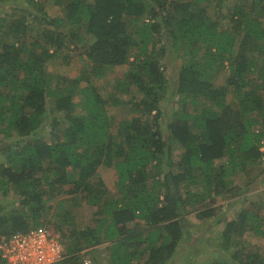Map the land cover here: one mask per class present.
<instances>
[{"label": "trees", "instance_id": "obj_1", "mask_svg": "<svg viewBox=\"0 0 264 264\" xmlns=\"http://www.w3.org/2000/svg\"><path fill=\"white\" fill-rule=\"evenodd\" d=\"M16 1L0 0L11 12L0 16V196L13 200L0 205V239L44 226L64 245L60 264H170L194 233L203 245L213 234L223 252L204 263L264 264V0H49L54 17ZM70 56L88 70L55 83L46 64ZM124 65L113 89L142 98L115 128L93 80ZM101 167L116 172L113 194ZM76 194L97 208L94 227L49 203ZM218 198L239 206L223 213Z\"/></svg>", "mask_w": 264, "mask_h": 264}, {"label": "rangeland", "instance_id": "obj_2", "mask_svg": "<svg viewBox=\"0 0 264 264\" xmlns=\"http://www.w3.org/2000/svg\"><path fill=\"white\" fill-rule=\"evenodd\" d=\"M45 3V10L47 13L51 16H57L58 13L60 12L57 7H54L52 5V2L49 0H37V3ZM16 3L22 4L23 2L18 0ZM6 6H10L7 4ZM213 6V5H212ZM211 6V7H212ZM224 10L221 11V13H216L214 12V9L209 8L208 12L209 15H212V17H215L220 14H225L223 13ZM4 14H11L9 9H4L0 10V16ZM36 29V26H34ZM35 33V31H33ZM35 35V34H34ZM158 46L155 45L153 48L156 50ZM136 50L132 51V55H135ZM173 57V55H172ZM26 59V55H24L23 60ZM128 67L127 66H116L113 67L111 70H108L106 72L105 77L99 78V79H94L93 83L96 85L99 93L109 101V105L107 106V112L108 114L113 117L114 119V125L115 128L119 121H122L124 119H129L131 116L139 114L132 106L130 107L129 105L133 103L132 101H137L138 99H141L142 96L140 93L134 91L133 89H130L128 93L125 92H117L113 88L115 86V81L118 79H121L123 74L127 71ZM88 66L85 64V61L82 57L80 56H75V57H66V59L63 58H56L50 60L46 64V72L48 73L49 77L52 78V80L56 83L59 82L60 79L62 78H67V79H74L77 78L81 75L83 71H87ZM180 70V60L178 58H172L167 65V73L171 77L172 84H176L177 82V76L179 74ZM225 77V74L221 76V78L218 81V83H221L223 81V78ZM92 79V78H91ZM57 80V81H56ZM170 96V95H169ZM168 97V95H167ZM232 96L228 97V100H230ZM116 101H119V104H115ZM131 101V102H130ZM127 103V104H126ZM174 105H169L168 104V109H171V107ZM175 107V106H174ZM115 128L113 129V132H115ZM2 136L0 135V139ZM46 140L49 141V136L47 135ZM262 148L264 147V141L262 143ZM261 148V149H262ZM264 151V149H263ZM175 160L177 157L174 158ZM4 160L0 157V164L3 163ZM164 169V168H163ZM176 170V168H174ZM264 171V166H258L254 172V176L258 175L259 172ZM98 177L101 179L103 182L104 186H106L110 193L113 194L115 193V183H116V172L115 170L110 167V168H103L101 167L98 171ZM261 192V198L264 200V184L260 186ZM258 192V191H256ZM249 194H255V190H252L249 192ZM14 199V198H13ZM253 200L257 199V197H253ZM11 202H13L12 197H7V198H1L0 196V205H5V206H10ZM233 201L230 202H225V201H220L219 198L217 199L216 205L220 206L222 209V212L227 213V214H233L234 211L239 206L238 204L232 203ZM49 203L52 206L53 209L56 210L57 205H60V209L62 211H65L66 215L68 217L73 219L74 224L78 227V229H84L86 227H94L96 225V219H97V208L93 206H89L85 204L82 201V196L80 194L74 195H68V196H63L59 197L56 199H49ZM1 214H5V211ZM189 221L192 224H197L193 216H189ZM57 219L55 218H49V224L45 225L47 228H49L51 231H55L53 226L57 224ZM141 227L143 226V223L140 222L139 224ZM216 231H218L216 229ZM216 231L214 233H216ZM57 232H55L56 234ZM199 235L198 233H194L195 240H189L182 245H180L177 249V257L175 259V262L171 261L169 262L170 264H182V260L184 259V256L186 254H189L190 256L198 255L202 250L203 252L200 253L201 255L196 256L192 264H206L204 263V256L208 257V255H202L204 253L209 252L211 247L217 246L221 249L223 252V247L222 243H219V246L216 243V238L212 234H209V240L205 242V244H201L199 241ZM208 235V234H207ZM249 243L251 245H261L262 240L260 237L257 236H251L249 238ZM197 244V245H195ZM197 246H201L199 249ZM103 247H100V250H102ZM106 254V253H105ZM91 255H89L90 257ZM226 256V255H225ZM104 257V256H102ZM184 263V262H183Z\"/></svg>", "mask_w": 264, "mask_h": 264}, {"label": "built area", "instance_id": "obj_3", "mask_svg": "<svg viewBox=\"0 0 264 264\" xmlns=\"http://www.w3.org/2000/svg\"><path fill=\"white\" fill-rule=\"evenodd\" d=\"M263 149L264 147L261 150ZM53 239L59 240L58 235L44 226L30 227L26 232H15L0 239V258L3 264H49ZM62 252L52 264L61 263L64 258ZM89 262L92 264L90 260Z\"/></svg>", "mask_w": 264, "mask_h": 264}, {"label": "clouds", "instance_id": "obj_4", "mask_svg": "<svg viewBox=\"0 0 264 264\" xmlns=\"http://www.w3.org/2000/svg\"><path fill=\"white\" fill-rule=\"evenodd\" d=\"M63 248H64V245L58 239H53L52 248L50 250L51 259L49 261V264H52V262L56 259L59 253L63 251ZM84 264H90L89 260L85 259Z\"/></svg>", "mask_w": 264, "mask_h": 264}, {"label": "crops", "instance_id": "obj_5", "mask_svg": "<svg viewBox=\"0 0 264 264\" xmlns=\"http://www.w3.org/2000/svg\"><path fill=\"white\" fill-rule=\"evenodd\" d=\"M141 221L134 222L132 225H129L130 228H135V225H139ZM142 223V222H141Z\"/></svg>", "mask_w": 264, "mask_h": 264}]
</instances>
